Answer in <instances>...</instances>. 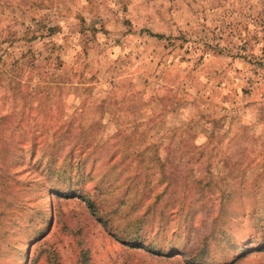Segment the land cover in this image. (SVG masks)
Segmentation results:
<instances>
[{"label":"rangeland","instance_id":"rangeland-1","mask_svg":"<svg viewBox=\"0 0 264 264\" xmlns=\"http://www.w3.org/2000/svg\"><path fill=\"white\" fill-rule=\"evenodd\" d=\"M0 264H264V0H0Z\"/></svg>","mask_w":264,"mask_h":264},{"label":"trees","instance_id":"trees-1","mask_svg":"<svg viewBox=\"0 0 264 264\" xmlns=\"http://www.w3.org/2000/svg\"><path fill=\"white\" fill-rule=\"evenodd\" d=\"M156 38H160L161 36H159V35H154Z\"/></svg>","mask_w":264,"mask_h":264}]
</instances>
